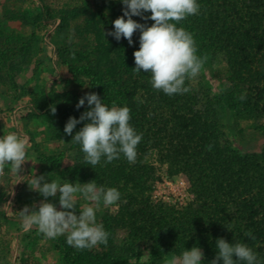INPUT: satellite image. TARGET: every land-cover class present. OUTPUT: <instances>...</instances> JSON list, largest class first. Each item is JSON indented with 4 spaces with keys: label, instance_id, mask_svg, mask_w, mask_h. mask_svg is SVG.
<instances>
[{
    "label": "trees",
    "instance_id": "1",
    "mask_svg": "<svg viewBox=\"0 0 264 264\" xmlns=\"http://www.w3.org/2000/svg\"><path fill=\"white\" fill-rule=\"evenodd\" d=\"M197 3L199 13L180 21L177 27L192 34L197 56L206 60L200 73L185 81L190 91L184 94L169 96L157 91L149 82L150 73L133 70L139 30L134 32L129 49L127 39L117 41L104 35L114 31L113 22L123 15L121 0H95L92 5L96 8L90 7L79 25L84 29H79L78 45L61 49L57 45L58 58L71 75L60 81L74 83L77 89L88 88L109 108L130 109L129 124L142 135L134 163L122 154L107 164L102 158L94 168L85 163L81 146L64 132L69 117L78 120L90 110L88 105L77 109V89L31 92L32 108L44 116L53 136L69 143L74 151L72 164L61 174L89 177L98 188L120 192L117 211L104 213L99 222L109 233L107 245L80 250L69 246L66 236H59L54 246L60 264H165L169 255H181L194 246L210 264L219 238L230 244H246L259 264H264V147L258 152L239 153L222 135L217 122L221 107L238 117H264V0ZM48 6L43 5V10L49 18L59 15L58 28L69 24V14L77 13L76 8H69L53 14ZM132 19L147 26L154 23L140 16ZM24 24L35 26L34 22ZM32 35L33 31L13 30L4 35L0 27V85L11 90L19 86L16 77L33 58ZM213 62L224 67L232 84L219 95L212 93L206 81L208 74L215 73ZM35 71L36 67L32 75ZM241 95L246 98L241 100ZM86 122L77 124L72 135ZM63 155H43L42 160L59 168ZM164 177L185 180V203L171 204L153 197L154 182ZM119 236L120 242L116 240Z\"/></svg>",
    "mask_w": 264,
    "mask_h": 264
},
{
    "label": "clouds",
    "instance_id": "2",
    "mask_svg": "<svg viewBox=\"0 0 264 264\" xmlns=\"http://www.w3.org/2000/svg\"><path fill=\"white\" fill-rule=\"evenodd\" d=\"M125 6L123 15L113 22L114 31L104 33L117 41L122 37L132 45L133 34L140 32L139 50L134 51L136 73L143 70L150 73V84L153 89L171 96L190 91L185 81L195 78L201 71L206 57L197 56L195 41L191 33L183 27H177L190 15L199 13L197 0H121ZM144 12H150L146 17ZM133 16L151 19V26L138 23ZM127 17V19H125ZM245 95L240 99L244 100ZM85 100L90 110L81 114L77 120L69 117L64 132L72 136L71 142L81 146L86 164L94 168L101 162L111 163L122 154L129 163H134L137 157V146L142 139L129 124L131 119L128 107L111 108L102 103L96 93H87L79 99L76 107L84 106ZM52 114L56 108L51 107ZM83 127L73 136L77 124L85 122ZM29 139L17 133L10 132L0 137V176L5 174V166L10 165V172L17 175L26 162V150ZM45 177L34 176L30 181L32 190L38 191L45 198L38 209L25 206L19 212L22 227L30 230L36 227L46 238L55 239L66 236L69 246L83 250L92 249L99 244L107 245L109 233L103 225L96 222V208L101 201L105 206L115 205L120 200V192L116 188L97 187L95 181L88 183H63L45 181ZM59 195V205L62 210L50 202L48 197ZM82 194L89 203L79 209L76 214L75 194ZM252 236L251 232L246 233ZM254 239V237H252ZM217 254L210 264H259L257 255L243 243H229L224 238L216 240ZM235 257V259H234ZM204 254L199 247L185 250L179 256H172L165 264H202Z\"/></svg>",
    "mask_w": 264,
    "mask_h": 264
},
{
    "label": "rangeland",
    "instance_id": "3",
    "mask_svg": "<svg viewBox=\"0 0 264 264\" xmlns=\"http://www.w3.org/2000/svg\"><path fill=\"white\" fill-rule=\"evenodd\" d=\"M94 1L0 0V27L3 29L4 35L12 30L30 34L31 31L34 32V35L31 36L33 58L16 77L19 86L17 89L11 90L0 85V137L14 132L29 139L26 162L21 166L22 171L18 173V176L13 175L10 172V165H6L5 174L0 176V189H2L0 212L3 215L0 216V264H60L59 251L54 246L56 242L59 243L58 237L55 239L46 238L38 232L35 226L30 230H25L22 227L19 212L25 206L30 209L35 206L38 209L39 204L45 199L38 191L30 188L32 187L30 181L34 176L43 175L45 181H56L59 184L72 183L75 185L91 182L89 177L73 178L68 173L61 174L68 165L72 164L74 151L69 149V143L53 136L47 127L44 116L32 108L31 92L33 90L40 92L43 89L45 92H49L48 90L53 88L55 92L62 93L77 89L74 83L67 84V82L60 81L71 75L67 68L61 64L56 48L57 45L60 46V49L78 45L79 35L82 33L80 30L84 29L79 25L83 24L86 18L85 14L91 11ZM46 4L49 5V10L54 12L53 14L58 13V10L63 11L69 8H76L78 14L75 12L73 16L69 14V24H62L63 28H58L61 25L59 15H56L54 19L49 18L43 8V5ZM84 8L85 12H81ZM29 22H34L35 26L24 24ZM125 46L128 49L131 48L129 44H125ZM212 66L215 73L213 76L208 74L206 78L212 93L219 95L223 91H229L232 84L224 73V67L214 62ZM34 67H36V71L32 75L31 71ZM204 69L208 73L207 69ZM87 93L94 92L88 88L77 89L80 98ZM84 105H88L86 100ZM217 122L222 135L239 153L258 152L263 149L264 117H238L226 107H221L217 109ZM60 152H63L64 155L59 168H54L42 160L43 155L59 154ZM164 178L165 180L154 182L153 197L171 204L185 203L188 196L186 183H184V188L179 186V181L185 182V180L181 177ZM45 181H41V185ZM2 194L4 196H1ZM59 195L58 192L56 197H48L47 202L53 203L57 210H62L59 205ZM5 196L6 199H4ZM75 203L76 214L79 215V209L89 202L83 198L82 194L76 193ZM116 211L117 204L105 206L101 201L99 207L96 208V222L100 224L104 213L112 214ZM121 238L119 236L116 240L119 241ZM119 242L118 244H120ZM172 256L175 255H169L167 260ZM130 262L132 261L130 260ZM202 264H209L208 259L204 257Z\"/></svg>",
    "mask_w": 264,
    "mask_h": 264
},
{
    "label": "built area",
    "instance_id": "4",
    "mask_svg": "<svg viewBox=\"0 0 264 264\" xmlns=\"http://www.w3.org/2000/svg\"><path fill=\"white\" fill-rule=\"evenodd\" d=\"M164 180H165V178H164ZM179 182H180V183H179V184H180L179 186H182V187L184 188V183H185V182H184V181H182V180H181V181H179Z\"/></svg>",
    "mask_w": 264,
    "mask_h": 264
}]
</instances>
